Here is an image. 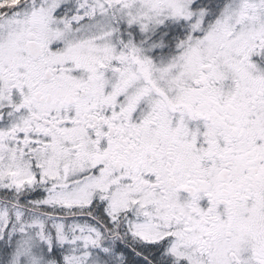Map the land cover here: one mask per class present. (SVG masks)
Returning a JSON list of instances; mask_svg holds the SVG:
<instances>
[{
    "label": "snow or ice",
    "instance_id": "6c2138e0",
    "mask_svg": "<svg viewBox=\"0 0 264 264\" xmlns=\"http://www.w3.org/2000/svg\"><path fill=\"white\" fill-rule=\"evenodd\" d=\"M0 264H264V0H0Z\"/></svg>",
    "mask_w": 264,
    "mask_h": 264
}]
</instances>
